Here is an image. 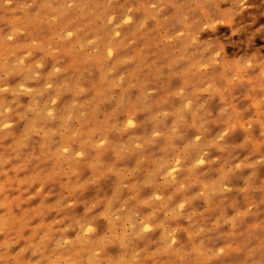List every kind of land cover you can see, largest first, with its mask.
Here are the masks:
<instances>
[{"label":"clouds","instance_id":"1","mask_svg":"<svg viewBox=\"0 0 264 264\" xmlns=\"http://www.w3.org/2000/svg\"><path fill=\"white\" fill-rule=\"evenodd\" d=\"M220 2L231 7L216 5L223 18L213 23L202 10L214 0H0V145L11 141L0 150V177L31 170L21 195L34 183L40 184L35 196L43 194L18 232L10 214L0 215V264H146L150 246L164 264H264V137L253 145L250 135L236 146L248 150L239 163L220 164L212 156L228 150L224 141L236 118L229 90L217 82L234 71L238 81L264 66L258 62L264 53L245 51L233 61L217 41L204 38L246 10V0ZM205 95L224 97L213 119ZM209 123L228 131L209 139ZM145 125L151 131L137 135ZM254 128L253 121L247 131ZM187 130L197 134L186 138ZM153 147L159 155L149 162ZM109 151L139 156L137 167L118 176L110 195L81 199L96 183L82 182L83 169L95 168L101 177L116 171H105L102 157ZM145 164L148 173L131 184ZM217 164V177L202 182L201 169ZM237 177L240 188L232 184ZM57 183L62 191L45 203L53 196L45 186ZM201 184L195 195H182ZM8 187L0 183V195ZM145 189L151 191L142 199ZM233 192L245 207L229 199ZM177 195L182 198L172 203ZM7 207L0 200V209ZM52 213L56 218L47 223ZM34 220L39 223L30 228Z\"/></svg>","mask_w":264,"mask_h":264},{"label":"rangeland","instance_id":"2","mask_svg":"<svg viewBox=\"0 0 264 264\" xmlns=\"http://www.w3.org/2000/svg\"><path fill=\"white\" fill-rule=\"evenodd\" d=\"M216 5H218L219 10H227L231 7V3H222L220 0H214V3H209L202 11L206 13L214 23L217 19H222L218 14ZM246 10L242 15L235 17L234 22L226 21V23L219 27L218 31L212 33L211 31L205 33V39H212L218 42L220 47H224L225 55L231 60L235 61L239 58L241 53L246 51V54L256 55L257 50L261 53H264V0H246L245 5ZM7 20H14V17H7ZM242 29L239 35H232L236 29ZM4 30L7 32L9 27L4 25ZM230 37V38H229ZM250 44V48L245 50L244 45ZM258 62L260 65H264V55L258 57ZM261 73H264V66L257 68L255 71H250L247 74H242L239 77L238 81H233V77L237 75L234 71L230 76H227L225 79L219 80L217 82L218 88H227L229 90L227 99L230 103V111L235 114V119L232 121V128L235 129L232 134H230L224 143L228 146V150L221 153L213 150L212 156L220 158V164L225 163H239L242 160H245L248 157V150L239 151L236 147L239 144L243 143L251 135L253 140V145H255L261 137H264V104L261 103L264 100V79L261 78ZM203 100H208L206 105L209 113L211 114L210 119L215 118L218 115L219 108L223 107L224 97L218 96L215 99H210L207 95L202 97ZM141 120L146 119V117H140ZM255 122V128L252 133L247 131L248 125L252 122ZM171 119L167 121L168 124H171ZM211 128V131L206 133L207 138L211 139L217 135L223 134L228 131V127L224 124H218L213 126L211 123L208 125ZM151 131L150 125L142 126L140 129L136 130L137 135H147ZM195 134L194 130L186 131V138H191ZM120 140H126L127 137L119 138ZM11 141H6L3 145H0V150L6 149ZM178 144L181 142H177ZM264 151V149H262ZM159 155L158 148H150L146 152L148 161L150 162L154 157ZM234 158V159H233ZM258 156H254L252 159H256ZM102 159L107 165L108 169H115L113 173H109L101 177L97 169L92 167H86L83 169L81 180L89 181L95 180V185L90 187L88 191L84 192L81 199L91 200L97 195L111 194L115 189L118 176L137 167L139 156L135 154H124L122 157H119L118 154L114 151H109L106 153ZM179 157H177V162ZM251 162V160H249ZM15 163V162H14ZM220 164L214 165L212 169L205 167L201 169L202 173H206L201 176V181L212 180L217 177L216 169L219 168ZM44 167V165H40ZM176 165L174 164L172 168H169V172H175ZM150 170V166L145 164L141 167V171L136 173L130 180L131 184H136L138 181L143 180L144 176ZM33 172L30 170L28 173H21L18 176L14 177V174L11 171H8V174L0 177V183H6L9 187L5 192L0 195V200H3L8 204V207L5 209H0V215L10 214L13 220L15 221V231H20L23 228V222L27 219V216L31 213L37 211L41 206V201L43 199V194L40 196H35L36 192L39 190L40 184L34 183L33 186L28 190L27 193L21 195L23 188L27 187L28 178L32 176ZM244 175H248V171L244 172ZM183 179V173L179 177ZM260 182H264V168L260 169ZM21 181H25V184L22 186ZM63 181H61L62 183ZM232 184L236 188L242 187V180L237 178L232 179ZM201 185H197L190 189L189 192L182 194L183 196H192L195 195L201 188ZM49 191L53 192L51 199L45 201L47 204H52L55 202L58 194L62 191L60 184H48L44 188V193ZM150 189H145L141 192V198H146ZM174 189L165 190V195L171 194ZM182 195H177L175 200L172 203H176L182 198ZM29 196H35V199L31 200L28 203H19V201L27 200ZM229 199L238 200L241 207H245L244 197L239 192H233L229 194ZM13 202L19 203L18 207L12 206ZM194 207L198 210H203L205 205L201 201H196ZM83 209H77V211H82ZM145 213L151 211L150 208L145 207L143 209ZM231 214V211H229ZM164 213H160V218H163ZM55 213L50 214L47 217V223H51L55 219ZM264 219V217H261ZM39 223V220H34L30 228H35ZM183 223V222H182ZM157 232L152 239H156L159 236ZM24 236L30 235L29 229H24ZM2 239V238H0ZM183 239L187 241V234H184ZM213 242H215L213 240ZM23 241H21V246H23ZM228 244H231V240L228 241ZM195 247V244L192 245ZM227 246V245H222ZM143 247V245H141ZM115 251V250H113ZM156 251L154 246H150L148 251L145 252L144 260L146 264H164V258H161L159 261L155 256L152 255ZM230 264H238V261H231Z\"/></svg>","mask_w":264,"mask_h":264}]
</instances>
